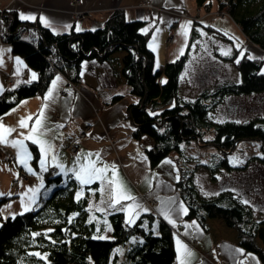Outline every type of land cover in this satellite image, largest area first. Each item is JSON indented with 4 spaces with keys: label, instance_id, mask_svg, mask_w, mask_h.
Returning <instances> with one entry per match:
<instances>
[{
    "label": "trees",
    "instance_id": "16d2710c",
    "mask_svg": "<svg viewBox=\"0 0 264 264\" xmlns=\"http://www.w3.org/2000/svg\"><path fill=\"white\" fill-rule=\"evenodd\" d=\"M198 7L209 12L212 0H195ZM218 13L227 14L241 30L245 40L264 52V0H214ZM144 25L138 20L128 21L123 11L113 10L101 26L89 30L71 28L67 33L53 34L38 21H23L15 11L0 10V41L10 45L35 72L34 80L7 87L0 94V116L31 96L44 95L51 80L59 72H69L73 84L80 82L83 62L107 59L112 53H122L121 75L129 93L137 98L126 109L131 121L132 139L149 136L154 144L146 151L150 167L155 168L172 152L181 151L180 144L194 141L199 147L215 148L221 154L218 164L208 167L197 165L209 172L215 180L219 169L233 170L226 155L232 154L239 142L257 141L260 145L261 164L264 166V114L242 122H214L210 113L225 96L251 95L264 92V72L260 71L264 55L260 58L239 54L238 49L228 57L241 72L239 83L222 84L211 91L203 90L192 101L177 96L179 74L187 53L174 62L155 68L154 55L148 47V34H141ZM218 32L210 27L205 30ZM25 31L30 40H23ZM224 36V35H223ZM237 60L239 61L237 63ZM55 72V73H54ZM113 96L107 103H113ZM210 134L206 138L205 134ZM35 165L36 148L30 144ZM178 171L175 188L186 208L185 218L196 220L205 228L207 219H218L237 232L240 246L252 252L264 264V220H255L250 207L228 191L213 196H201L196 190L193 170L182 168L173 159ZM43 189L55 188L48 195L43 190L35 203L37 208L12 217L0 218V264H110V258L120 244L132 237L140 239L130 243L125 258L132 264H173L174 235L170 227L157 222L156 232L143 220H153L154 214H142L133 224L127 225L122 212L111 213L107 222L111 227L109 239L95 238V224L89 221L87 197H77L82 188L74 178L49 176L42 172ZM86 186H83L85 189ZM9 197H1L0 204ZM260 244H259V243Z\"/></svg>",
    "mask_w": 264,
    "mask_h": 264
},
{
    "label": "crops",
    "instance_id": "0c3cea01",
    "mask_svg": "<svg viewBox=\"0 0 264 264\" xmlns=\"http://www.w3.org/2000/svg\"><path fill=\"white\" fill-rule=\"evenodd\" d=\"M3 9L15 11L23 21H38L56 35L67 33L71 28L76 31L98 28L113 10L121 9L126 20L144 23L140 32L148 34L147 44L154 55L155 68L160 69L187 53L179 74V86H195L198 55L194 65L189 66L188 63L199 45L208 43V40L213 47L221 43L213 36L214 32L205 30L206 26L221 30L227 39L220 38L229 45V51L241 47L247 53L250 51L253 57L264 53L245 42L243 33L227 14L217 15L214 0L209 12L198 7L195 0H0V10ZM30 38L29 31L21 36L24 41ZM121 59L122 53L115 52L105 60L83 62L80 66L81 80L77 84L69 80L71 71L59 72L54 75L44 95L20 100L0 116V124L16 129L7 139L19 140L23 138L21 133L26 135L28 132V129L19 127V121L31 116L28 121L30 129L43 112L44 139L51 144L46 170H41L40 147L31 140H25L31 157L26 160L27 168L20 163L17 149L0 144V199L10 198L0 204V218L31 210L43 190L42 172L77 180L74 172L89 163L86 157L90 156L96 168L106 171L89 183L82 184L77 180L82 188L76 196L87 197L86 207L89 221L95 224V238L109 239L111 227L107 217L111 213L122 212L126 224L130 225L142 214L151 212L155 215L154 220H143V224L155 233L157 226L153 227V221H162L174 235L173 264H181L182 261L183 264H262L256 254L244 251L238 242L237 232L220 220L207 219L205 228H202L196 220L185 218L186 208L175 188L178 177L176 167L163 160L157 167L151 168L145 150L153 146V140L149 136L136 140L131 137L133 126L126 117V108L137 98L129 93L121 75ZM260 71L264 72V63ZM33 74L35 72L12 53L10 45L0 41V94L7 88L8 77L13 78L11 87H16L34 80ZM205 88L197 87L195 94ZM260 95L263 96L264 92ZM113 96H119L118 100L107 103ZM84 128L85 135L79 140L77 150L70 154L67 146L83 133ZM30 144L36 148L35 165L31 162L34 156ZM21 171L27 174V179L13 189L11 183ZM114 173L123 193L132 199L121 197L119 203L109 199V189L118 187L108 183ZM83 186H86L85 189ZM152 201L155 203L152 204ZM178 225H184L183 230L177 232L175 228ZM116 249L110 264H132L125 254L119 255Z\"/></svg>",
    "mask_w": 264,
    "mask_h": 264
},
{
    "label": "rangeland",
    "instance_id": "374dc122",
    "mask_svg": "<svg viewBox=\"0 0 264 264\" xmlns=\"http://www.w3.org/2000/svg\"><path fill=\"white\" fill-rule=\"evenodd\" d=\"M217 15L224 16L225 14L218 13L217 11ZM232 23L236 26L233 19ZM217 30L218 29H216V31ZM219 31L221 32V30ZM214 33L215 35L213 36H216V40L218 39L221 43L218 44L217 47H213L212 42L208 40V43L199 45L196 52H193L189 58L188 64L192 66L198 55L199 58L196 61L199 65L198 75H195L197 78H194L193 85L195 86L180 84L177 96L182 100L192 101L196 99L198 97V94H195L197 87H207L204 90L211 91L222 84L239 83L242 78L241 72H238L231 62H226L221 59V57H228L231 55L234 50L232 49L229 51V45L220 38V36L226 39L227 37L225 35L223 36V33H221L222 35L218 32ZM245 42L251 45L247 40H245ZM236 49L240 51L239 54L247 53L242 50L241 47ZM247 54L248 56H252L250 51ZM263 114L264 95L251 94L225 96L221 100L219 106L215 108L209 116L212 121L220 123L221 121L231 120L242 122L252 119V117L262 116ZM85 131L86 128H84V132ZM210 136L211 135L208 133L205 134L206 138H210ZM77 139L79 142L81 138L77 137ZM236 147L237 148L232 154L226 155L228 164L233 170L227 171L225 169H219L216 173L215 180H210L207 169L197 166L205 164L208 167H212L218 164L223 155L221 156L215 148L206 146L199 147L194 141H190L189 143L183 142L180 144L181 151L179 153L172 152L169 158L164 160L171 162L176 167L173 161V159L176 158L182 168L190 171L193 170V180L196 185V190L202 197L213 196L224 191L231 192L241 200V202L250 207L255 220H264V166L259 160L261 157L260 145L257 141L253 140L239 142ZM26 177L25 179H27ZM54 188V186L45 187L43 189L44 195H48ZM35 208H37V206L33 204L30 209ZM144 222L146 223V221ZM152 225L156 227L157 223L153 221ZM144 227L148 230V225H144ZM138 241H140L139 238L132 237L130 241L120 244L116 250L119 251V255L125 254L126 248L129 247L130 243Z\"/></svg>",
    "mask_w": 264,
    "mask_h": 264
},
{
    "label": "snow or ice",
    "instance_id": "6c2138e0",
    "mask_svg": "<svg viewBox=\"0 0 264 264\" xmlns=\"http://www.w3.org/2000/svg\"><path fill=\"white\" fill-rule=\"evenodd\" d=\"M24 18V17H22ZM227 54V53H225ZM239 61L237 60V63ZM33 78H35V74H33ZM51 95V93L49 94ZM32 117L29 116L26 119H21L19 121V127L22 129H28L27 134L22 135V139L19 140H8L7 137L10 135L13 131H16L14 128H7L3 124H0V144H4L6 146H11L14 149H17L18 152V158L20 160V163L24 164V166L27 168L26 160L30 159V154L28 153V149L25 145V140H31L33 144H37L40 147L42 159L40 161L41 164V170H46V159L48 156L49 151H51V144L48 143L44 137H45V131H44V124H43V112H41L40 116L35 120L34 125L29 129L28 128V121L31 120ZM55 159V157H53ZM79 159V158H78ZM86 159L89 160V163L82 165L78 171L74 172V175H76L77 180H79L82 184L83 183H89L91 180L96 176H102L103 173L106 171V169H98L95 166V162L91 161L90 156L86 157ZM59 166V165H58ZM28 171L31 173V169L28 168ZM61 171H63V168H61ZM109 185H117L118 187L113 189H109V199H114L116 203L120 202L121 197L124 199H132L131 196L126 195L123 193L122 188L119 186V182L116 179L115 173L113 174L112 179L108 181ZM29 191H34L32 189H29ZM34 202V200L32 201ZM23 203V201H22ZM27 210V208H26ZM179 244V241H177ZM183 264V261L181 262Z\"/></svg>",
    "mask_w": 264,
    "mask_h": 264
},
{
    "label": "built area",
    "instance_id": "2783aa9c",
    "mask_svg": "<svg viewBox=\"0 0 264 264\" xmlns=\"http://www.w3.org/2000/svg\"><path fill=\"white\" fill-rule=\"evenodd\" d=\"M148 5H149V2L148 1H145ZM76 16H78V13L76 14ZM55 73V72H54ZM6 83H7V86L8 87H10L12 84H13V78L12 77H8L7 79H6ZM84 130H83V134H81L80 136H79V138H82L83 137V135H84ZM78 139L77 138H75V139H73V141L70 143V145L68 146V151H69V153L70 154H73L75 151H76V149L78 148ZM5 154H7V155H11V153L9 152H5ZM26 173L24 172V171H21V172H19L18 174H17V176L16 177H14V179H13V181H12V186H13V188H17V186L19 185V183L21 182V180H24L25 179V177H26ZM155 202L154 201H152V204H154ZM183 228H184V225H178L176 228H175V230L177 231V232H179V231H181V230H183Z\"/></svg>",
    "mask_w": 264,
    "mask_h": 264
}]
</instances>
